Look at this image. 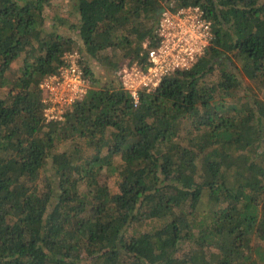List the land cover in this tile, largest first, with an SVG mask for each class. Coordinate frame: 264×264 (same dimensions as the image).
I'll return each mask as SVG.
<instances>
[{
    "label": "trees",
    "instance_id": "16d2710c",
    "mask_svg": "<svg viewBox=\"0 0 264 264\" xmlns=\"http://www.w3.org/2000/svg\"><path fill=\"white\" fill-rule=\"evenodd\" d=\"M46 4L0 0V264H264V0H74L77 38ZM191 5L215 33L192 69L136 105L80 60L87 94L47 121L66 54L144 62Z\"/></svg>",
    "mask_w": 264,
    "mask_h": 264
},
{
    "label": "built area",
    "instance_id": "2783aa9c",
    "mask_svg": "<svg viewBox=\"0 0 264 264\" xmlns=\"http://www.w3.org/2000/svg\"><path fill=\"white\" fill-rule=\"evenodd\" d=\"M158 43L144 44V62H126L120 73L123 87L137 105L141 90H155L162 79L192 69L206 54L215 33L213 24L200 6H187L161 14L157 29ZM43 104L47 121H62L66 113L88 92L89 78L77 52L64 56L58 74L43 81Z\"/></svg>",
    "mask_w": 264,
    "mask_h": 264
},
{
    "label": "rangeland",
    "instance_id": "374dc122",
    "mask_svg": "<svg viewBox=\"0 0 264 264\" xmlns=\"http://www.w3.org/2000/svg\"><path fill=\"white\" fill-rule=\"evenodd\" d=\"M46 13L48 16L47 23L50 30H52L53 25H56V28H59V31L62 34L77 38L75 29H72V25L78 22V13L76 12V8L74 7V0H47ZM57 17L59 19H57ZM60 18L61 21H59ZM62 19L65 22H63ZM77 53L80 56V60L85 62L86 59L88 61V65L92 70L93 77L100 84H108L114 79H119L121 81L120 73L123 69V65L126 64L124 61L121 63L119 71L113 72L111 69H109L107 66L102 65L93 57H88L85 53L81 54V52L79 51H77Z\"/></svg>",
    "mask_w": 264,
    "mask_h": 264
}]
</instances>
